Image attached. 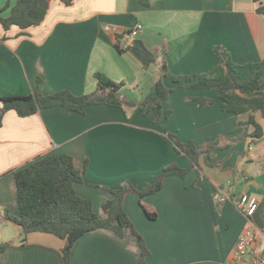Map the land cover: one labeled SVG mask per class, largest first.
<instances>
[{"label": "crops", "instance_id": "1", "mask_svg": "<svg viewBox=\"0 0 264 264\" xmlns=\"http://www.w3.org/2000/svg\"><path fill=\"white\" fill-rule=\"evenodd\" d=\"M17 0H0L5 13ZM74 0L65 6L50 0L44 20L25 31L0 25V97L50 95L67 90L73 95L96 92L95 74L122 84L119 94L135 106H90L84 115L64 114L60 107L41 109L21 118L13 111L0 126V264H138L139 249L129 230L123 238L108 230L82 236L64 261V241L33 232L21 242L19 226L4 218L7 209L18 216L15 171L37 158L66 154L82 174L76 194L92 202L105 217L102 203L109 190L143 191L169 165L190 168L173 149V134L181 143L192 141L198 151L210 150L184 179L169 175L162 188L140 198L126 192L123 211L142 236L149 252L146 264H232L236 243L248 225L254 229L253 250L264 256V119L255 113L262 138H241L247 114L221 110L215 89L175 86L162 101L168 118L151 121V104L143 115L138 105L155 92L160 67L174 76L200 75L217 61L213 48L229 53L236 64L264 59V16L256 8L264 0ZM140 26L136 36L126 32ZM124 47L141 40L155 62L141 64L131 53L115 50L116 36ZM260 92L264 94V77ZM213 101L199 108L195 99ZM250 131V130H249ZM215 163L210 165V163ZM219 194L227 201L218 203ZM254 196L258 207L247 220L233 201ZM143 207L156 214L146 217ZM1 247L3 249L1 250ZM242 264H253L247 257Z\"/></svg>", "mask_w": 264, "mask_h": 264}, {"label": "trees", "instance_id": "2", "mask_svg": "<svg viewBox=\"0 0 264 264\" xmlns=\"http://www.w3.org/2000/svg\"><path fill=\"white\" fill-rule=\"evenodd\" d=\"M50 0H17L8 10L0 11V25L4 30L12 26L25 31L38 26L46 16ZM74 0H60L65 6L71 5ZM144 7L150 6L149 0H137ZM256 13L264 16V4L258 5ZM130 35L131 30L126 32ZM115 50L117 53H131L141 64L149 66L155 62L153 52L148 50L139 39H133L130 44L122 47L121 36L117 35ZM217 64L207 73L189 76L172 75L166 64L159 69L160 76L155 83V92L152 98L139 104L137 107L143 115H147L145 108L151 104V121L156 123L161 117L168 118L170 112L163 113L162 101L171 92V88L164 85L163 80H169L175 86H185L194 90L215 89L218 92L221 110L233 115L247 114L245 122H240L243 128L241 138L249 136L251 142L262 138V129L256 122L254 114L259 113L264 119V94L260 92L264 77V59L259 62L236 64L229 53L213 48ZM97 80L96 92L90 95L76 96L67 90H60L50 95L33 93L26 96L0 97V126L3 115L13 111L18 117L31 116L41 109L60 107L64 114L71 112L84 115L90 106L105 105L111 108L135 106L131 101L120 97L119 90L122 84L95 74ZM199 108L212 105L210 99L196 98ZM250 130V131H249ZM173 149L182 154L190 162L191 167L198 166L200 157L206 164L211 158L210 150L198 151L192 141L181 143L173 134L168 135ZM215 163H210L214 165ZM180 169L176 165H169L158 176L156 181L149 184L143 191L134 188L109 190L112 198L102 203L104 218L99 217L93 210L89 199L80 198L74 185L83 183L82 174L73 166L72 158L66 154L49 155L37 158L25 167L15 171L16 200L18 216H13L7 209L4 218L19 226L22 231L21 242L26 241L28 234L39 232L52 235L64 241L63 257L67 262L74 244L87 233L97 230H108L116 237L123 238L124 231L129 230L136 240L139 249L138 264H146L149 252L142 236L136 231L122 205L126 192H134L140 198L153 195L162 188L163 179L169 175H176L184 179L189 169ZM146 217L156 219V214L143 207ZM3 247H1V250Z\"/></svg>", "mask_w": 264, "mask_h": 264}, {"label": "built area", "instance_id": "3", "mask_svg": "<svg viewBox=\"0 0 264 264\" xmlns=\"http://www.w3.org/2000/svg\"><path fill=\"white\" fill-rule=\"evenodd\" d=\"M140 31V26H136L131 30L130 36H136ZM218 203H224L227 198L223 194L217 197ZM234 205L242 212L247 220L254 215L258 207V200L254 196L242 194L233 201ZM254 229L252 225H248L240 235L235 249L232 254V264H242L247 257H250L253 264H264V256L253 250Z\"/></svg>", "mask_w": 264, "mask_h": 264}]
</instances>
